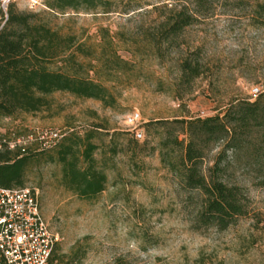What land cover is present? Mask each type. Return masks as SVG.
<instances>
[{
	"label": "rangeland",
	"instance_id": "obj_1",
	"mask_svg": "<svg viewBox=\"0 0 264 264\" xmlns=\"http://www.w3.org/2000/svg\"><path fill=\"white\" fill-rule=\"evenodd\" d=\"M108 1L112 2L110 13L101 9L53 11L47 6L52 0L0 4V33L10 40L17 38L10 28L4 29L12 6L96 53L104 45L103 34H108L112 51L128 63V71L96 74L100 64L95 58L77 57L85 65L82 75L111 90L112 108L66 93L34 91V97L41 99L38 111L1 118L2 134L57 130L66 136L102 126L106 130L99 131L104 134L132 139L126 117L136 111L143 130L138 143L149 141L130 169L124 154L113 158L103 154L109 137L94 140L109 169L105 190L92 200L63 187L60 165L44 160L54 149L44 150L43 159L27 167L24 187L38 193L42 215L59 236L51 264H264V189L255 185L241 165L233 166L229 174L244 188L250 202L248 215L225 231H194L193 209L186 203L190 193L161 166L157 153L145 155L158 139L148 138L144 131L149 122L221 116L233 100L256 99L253 90H264V27L254 25L251 17L264 0H213L205 17L186 28L172 46L163 45L159 51L147 36L156 35L161 15L182 0ZM194 52L202 74L188 91L186 86L178 87L179 66ZM29 57L30 68L39 70L42 64ZM59 66L52 64L48 69L55 71ZM123 139H115L118 150L125 146ZM29 149L39 152L35 146ZM220 149L213 148L204 166L211 165ZM191 196L198 198L197 193Z\"/></svg>",
	"mask_w": 264,
	"mask_h": 264
},
{
	"label": "trees",
	"instance_id": "obj_2",
	"mask_svg": "<svg viewBox=\"0 0 264 264\" xmlns=\"http://www.w3.org/2000/svg\"><path fill=\"white\" fill-rule=\"evenodd\" d=\"M212 3L213 0H182L180 5L169 9L165 6L168 13L161 15L156 35L147 36L149 43L156 50L163 45L172 46L186 28L206 16ZM47 6L59 12L113 11L112 2L108 0H52ZM152 10L158 9L153 7ZM251 19L254 25L264 27V3L254 8ZM7 28L14 31L17 38L10 40L0 33V119L38 111L41 99L34 97V91L44 95L66 93L78 99L98 101L106 108L114 106L111 90L86 73L82 75L85 65L77 61V57L95 58L100 64L96 74L128 71V63L112 51L108 34H103L104 45L96 53L75 44L73 37L60 36L45 24L35 22L32 15L17 13L12 6L7 11L4 29ZM29 55L42 64L39 70L30 68ZM52 64L60 66L51 71L48 66ZM179 68L178 87L186 86L190 91L192 83L202 74L196 53L184 59ZM99 129L106 130L102 126H92L82 134L68 133L44 158L45 162L60 165L63 187L84 200H92L105 190L109 168L103 154L107 153L111 158L118 153L124 154L131 169L149 145L148 140L140 145L132 133V139H126L124 134L109 135ZM144 131L148 138L158 139L145 155L157 153L161 166L174 176L183 191L190 193L186 203L193 209L192 230L225 231L248 215L249 199L229 170L241 165L255 185L264 189V94L253 102L231 101L221 116L162 119L147 123ZM101 136L109 137L107 151L103 154L94 142ZM117 138L125 139V146L119 150L115 144ZM216 146L221 147L220 151L210 166H204ZM44 156V151L30 149L23 155L16 151L0 152V188H24L27 167ZM191 193H197L198 198L192 197ZM56 248L48 264L52 263Z\"/></svg>",
	"mask_w": 264,
	"mask_h": 264
},
{
	"label": "built area",
	"instance_id": "obj_3",
	"mask_svg": "<svg viewBox=\"0 0 264 264\" xmlns=\"http://www.w3.org/2000/svg\"><path fill=\"white\" fill-rule=\"evenodd\" d=\"M10 0H0L5 6ZM264 94L255 88L253 96ZM136 140L143 138L142 119L134 111L126 117ZM64 137L57 130H37L6 136L0 132V152L26 153L35 146L39 151L54 148ZM59 236L44 219L38 193L30 188H0V264H48Z\"/></svg>",
	"mask_w": 264,
	"mask_h": 264
}]
</instances>
